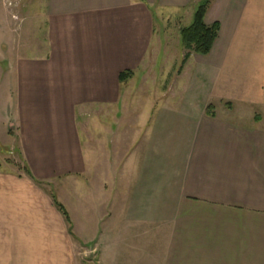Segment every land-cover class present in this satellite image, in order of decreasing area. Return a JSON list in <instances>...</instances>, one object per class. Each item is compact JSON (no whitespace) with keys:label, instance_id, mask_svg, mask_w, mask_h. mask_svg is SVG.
<instances>
[{"label":"crops","instance_id":"obj_1","mask_svg":"<svg viewBox=\"0 0 264 264\" xmlns=\"http://www.w3.org/2000/svg\"><path fill=\"white\" fill-rule=\"evenodd\" d=\"M34 1L22 13L44 22L37 43L0 31L5 121L33 173L0 159V264L75 259L80 238L47 205L53 172L71 179V236L102 264H264V0H212L219 35L183 67L181 28L203 0Z\"/></svg>","mask_w":264,"mask_h":264},{"label":"rangeland","instance_id":"obj_2","mask_svg":"<svg viewBox=\"0 0 264 264\" xmlns=\"http://www.w3.org/2000/svg\"><path fill=\"white\" fill-rule=\"evenodd\" d=\"M13 1L18 4L16 7L12 8L8 4H6L4 0H0V31H4L5 33L7 32L12 33L14 31L19 38L18 42H20V45H24V44H27V39L26 37H22V33L25 31V29H28L29 32L33 33V38H31L32 39L31 44L33 45L35 44V42L37 43V41L40 38L39 36H41L39 35V33L43 34L44 32L43 30L44 22H41L39 19H35L31 21L30 23L26 21V18L23 16L24 14L22 12L29 6L30 0H13ZM34 2H38V0ZM176 24L177 22L174 20L168 21L167 27L165 29L167 37L170 40V43L171 45H173V47L177 46V41L180 38L179 37L180 28H176L177 26ZM2 38L3 39L0 40V49L2 48L1 45L6 43L8 40L6 35L3 36ZM43 39L44 38L42 36L41 40ZM181 42H182V36H181ZM182 46H184L183 43H182ZM9 58H10V55H9ZM6 60H8V53H0V68H2L0 69V72H3V71L5 72L8 69L9 62ZM181 69H180V72H181ZM4 72L3 74H0V159H2V161L7 164L13 165L18 170L22 172L23 171L26 172V169L29 167L24 162V159L21 155L22 154L21 150L18 146L19 145L18 140L15 139V137L17 136L16 135L17 126L14 123H11V125H8L7 121H5L7 115L10 113V110L8 109L12 107V102H13L12 99H13V96H15V94L12 91V87L9 89V92H8V86H7L8 72H5V73ZM132 84L134 85L135 83H132ZM146 92L150 94L151 91L149 92V90H147ZM161 92L162 90L160 91V93ZM149 94L148 95L143 94L144 98L150 97ZM149 103L150 102L147 100H143V104L142 102L136 101L134 103L136 114L140 113L143 107L144 106L146 107V105H148ZM128 104L129 102H126V105ZM215 109H217L218 113H221L220 106H218ZM261 113L262 115H264V109H262ZM129 120H131V117H127V121ZM53 150L54 149H49V148L43 149L42 152L45 153V156L43 157V159L49 162L55 155V151ZM134 151H135L134 149H131V150L130 148L126 149V152L128 155L129 153H132ZM31 174L33 175L32 171H31ZM49 177L50 179L46 180L45 184L43 185L44 190H46V193H47L48 208L51 206L52 208H54L58 216H62L64 220L63 232L65 233L66 231L70 239L80 238L79 240L80 243L74 241V243H76L75 245L76 255H74L75 259L72 262H70V261H67V259L61 258L59 261H57V263L58 264H102V260L99 257V249H96L95 245L91 243L88 244L81 239L85 237V234H83V232L81 233L82 230H78V229L76 230L75 228V233H76L75 235L77 237L71 236L70 233L72 232V229L70 228V224L66 221L64 214L59 210V208L55 204V201H57V203H60L61 205H63L64 208L67 210L69 217H70L71 206H73L72 205L73 204L72 195H71L72 189L69 188L70 183H67L68 181H65V183H62V181L71 180V179L65 178V175L56 176L55 172L51 173ZM66 185L68 187H65ZM52 194H54L56 197L55 198L54 196L52 197ZM70 220H71V217H70ZM148 233H149V236L152 235L150 234L151 231H149ZM142 238H143L142 241H144L145 238H147V236H144L142 234ZM123 262L125 264H137L138 263L136 260V257H134L133 255H128Z\"/></svg>","mask_w":264,"mask_h":264},{"label":"trees","instance_id":"obj_3","mask_svg":"<svg viewBox=\"0 0 264 264\" xmlns=\"http://www.w3.org/2000/svg\"><path fill=\"white\" fill-rule=\"evenodd\" d=\"M211 2L212 0H203L195 13L194 21L192 22V24L181 28L182 43L187 51L182 62V67L190 58L192 53H197L200 55L209 54L219 35L220 23L216 22L212 25H208L205 22V15ZM132 74L133 71L131 70L122 72L120 74V80L122 82L126 81L131 77ZM208 111H211V106L208 107ZM26 173L32 176L29 168L26 169ZM53 196L54 198L56 197L54 194H52V197ZM55 204L64 214L66 221L70 224V228L72 229L71 220L67 210L63 205L57 203V201H55Z\"/></svg>","mask_w":264,"mask_h":264},{"label":"built area","instance_id":"obj_4","mask_svg":"<svg viewBox=\"0 0 264 264\" xmlns=\"http://www.w3.org/2000/svg\"><path fill=\"white\" fill-rule=\"evenodd\" d=\"M6 2V4H8L9 6L16 7L18 3L14 2L13 0H4Z\"/></svg>","mask_w":264,"mask_h":264}]
</instances>
